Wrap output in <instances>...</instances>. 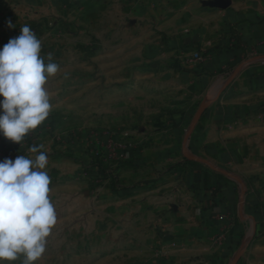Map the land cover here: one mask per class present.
<instances>
[{"label": "crops", "instance_id": "1", "mask_svg": "<svg viewBox=\"0 0 264 264\" xmlns=\"http://www.w3.org/2000/svg\"><path fill=\"white\" fill-rule=\"evenodd\" d=\"M123 3L132 25L112 65L174 100L171 124L124 152L127 192L156 183L149 264H264V0Z\"/></svg>", "mask_w": 264, "mask_h": 264}, {"label": "rangeland", "instance_id": "2", "mask_svg": "<svg viewBox=\"0 0 264 264\" xmlns=\"http://www.w3.org/2000/svg\"><path fill=\"white\" fill-rule=\"evenodd\" d=\"M125 4L0 0V47L27 24L41 41L45 63L51 53L60 66L46 85L53 105L46 120L20 144L0 136V160L34 159L38 153L29 149L38 145L48 153L57 223L36 264H149L155 251L156 183L147 181L146 188L127 192L133 183L126 180L124 152L134 145L133 134L152 140L171 124L174 100L162 88L168 83L140 76L145 72L140 67L112 65L110 49L132 25L130 11L113 5ZM9 20L12 29L6 26ZM22 259L11 264H22Z\"/></svg>", "mask_w": 264, "mask_h": 264}, {"label": "clouds", "instance_id": "3", "mask_svg": "<svg viewBox=\"0 0 264 264\" xmlns=\"http://www.w3.org/2000/svg\"><path fill=\"white\" fill-rule=\"evenodd\" d=\"M14 28L11 20L6 21ZM29 25L0 47V136L20 144L52 111L46 87L60 66L47 54ZM67 78V73L64 74ZM32 146L35 158L17 155L0 160V264L23 257L22 264H36L47 250L57 223L50 198L51 178L46 171L48 153Z\"/></svg>", "mask_w": 264, "mask_h": 264}, {"label": "trees", "instance_id": "4", "mask_svg": "<svg viewBox=\"0 0 264 264\" xmlns=\"http://www.w3.org/2000/svg\"><path fill=\"white\" fill-rule=\"evenodd\" d=\"M98 169H99V168H98ZM100 171H101V172H104L105 170H104V171H103V170H100ZM104 173H105V172H104ZM105 175H107V174L105 173ZM102 176H103V175H102ZM112 186H114V187L116 186V182H115V181L112 182Z\"/></svg>", "mask_w": 264, "mask_h": 264}, {"label": "built area", "instance_id": "5", "mask_svg": "<svg viewBox=\"0 0 264 264\" xmlns=\"http://www.w3.org/2000/svg\"><path fill=\"white\" fill-rule=\"evenodd\" d=\"M197 57H198V59H201V55H198Z\"/></svg>", "mask_w": 264, "mask_h": 264}, {"label": "water", "instance_id": "6", "mask_svg": "<svg viewBox=\"0 0 264 264\" xmlns=\"http://www.w3.org/2000/svg\"><path fill=\"white\" fill-rule=\"evenodd\" d=\"M186 138H187V137L184 138V141H185V142H186V140H187ZM233 262H235V260H234Z\"/></svg>", "mask_w": 264, "mask_h": 264}]
</instances>
